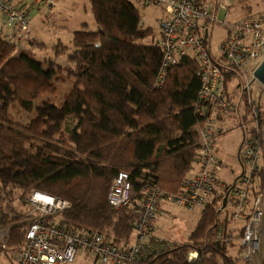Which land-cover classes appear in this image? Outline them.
Segmentation results:
<instances>
[{"label":"trees","instance_id":"1","mask_svg":"<svg viewBox=\"0 0 264 264\" xmlns=\"http://www.w3.org/2000/svg\"><path fill=\"white\" fill-rule=\"evenodd\" d=\"M89 5L95 30L81 23L70 46L61 41L53 46L54 56H64L72 65L66 75L52 59L36 57L35 49L46 48L43 43L28 41L17 51L0 41V225L9 227L2 255L8 264H14L28 227L16 205L24 207L31 191L67 202L51 219L58 226L97 233L104 245L126 249L135 241L144 188L159 192L160 214L161 203L177 193L200 158L203 118L194 107L201 89L197 61L182 57L158 85L162 52L154 30L140 23L135 4L89 0ZM222 71L231 116L239 126L250 123L248 128L255 130L258 119L262 127L264 104L253 101L251 89L241 88L234 69L223 66ZM69 77L73 83L61 106L35 104ZM236 80L233 88L242 89L238 106L229 88ZM14 111L27 119L18 120ZM222 117L216 113L217 122ZM119 173L129 176L131 198L126 206L113 209L107 194ZM262 184L264 169L257 180L258 187ZM227 190L200 211L184 243L165 240L150 222L138 252L124 264H247L235 243L241 233L231 231L230 211L222 208ZM193 252L196 260L189 262Z\"/></svg>","mask_w":264,"mask_h":264},{"label":"built area","instance_id":"2","mask_svg":"<svg viewBox=\"0 0 264 264\" xmlns=\"http://www.w3.org/2000/svg\"><path fill=\"white\" fill-rule=\"evenodd\" d=\"M134 0L144 8L159 12L155 17L158 28L157 45L162 52L161 73L158 85L164 81L166 70L184 57L198 63L197 75L201 89L195 103V113L203 118L198 131L200 158L196 170L182 182L176 194L167 201L188 210H203L213 198L225 189L226 205L231 215V231L240 232L239 257L247 264H255L264 245V184L258 187L259 174L264 169L262 127L255 130L240 126L241 144L237 161L241 173L232 182L221 179V162L215 155L216 138L222 130L216 113L224 116L231 110L226 98L223 66L236 71L244 88L254 83L253 72L264 58V0ZM245 12L243 16L228 21L229 9ZM55 0H0V41L22 51L28 43V30L32 10L49 13ZM238 9V10H240ZM224 12L223 18L218 13ZM224 25L226 34L219 44V56L211 50V27ZM140 23H145L142 17ZM255 192V193H254ZM140 203V216L135 225V241L128 248L106 246L97 233L72 232L58 226L55 219L66 208L61 198L33 190L26 199L28 213L21 222L28 224L24 244L13 256L14 264H72L78 253L95 258L101 264H124L138 252L139 244L146 238L150 222L157 217L156 203L160 198L155 187L144 188ZM131 185L129 176L119 173L112 182L107 203L113 209L129 204ZM9 227H0V259L6 248ZM238 232V233H239ZM195 252L188 261L196 260ZM262 262V261H261Z\"/></svg>","mask_w":264,"mask_h":264},{"label":"rangeland","instance_id":"3","mask_svg":"<svg viewBox=\"0 0 264 264\" xmlns=\"http://www.w3.org/2000/svg\"><path fill=\"white\" fill-rule=\"evenodd\" d=\"M27 3L29 0H25ZM142 17L145 18V26L154 30L156 39H158V28L155 23V17L159 16V12L153 8H144L140 4H136L134 0H131ZM258 1V0H257ZM240 9V5L236 8L229 9L228 21L237 20L238 17L243 16L245 12ZM31 23L29 25V32L35 35V39L46 45V49L43 51H35V55L38 59H52L57 65L63 67L67 74V70L72 68V65L68 63L64 56H54L53 46L60 40L63 44L70 46V38L72 33L80 28L81 23H87L89 30H95V24L90 13L89 0H55V7L53 11L37 12L32 10ZM224 12L218 13V18H223ZM225 26L216 22L211 27V50L214 55L219 56V44L224 39L226 34ZM150 40H147L149 42ZM28 45V43H27ZM27 47V46H26ZM35 49V48H34ZM73 78H67L60 85H57V89L52 94L41 95L35 102L36 105L46 102L59 107L64 102V97L71 88ZM237 80L229 86L232 93V101L235 105L239 104V96L241 90L244 88V83L240 79L241 90L233 88L237 85ZM233 88V89H232ZM251 89L252 99L254 102L260 101L264 104V87L257 82L252 83L244 90L247 92ZM236 108V107H235ZM241 108V107H240ZM241 113V111H240ZM14 117L20 121H25L27 118L23 116L21 112L14 111ZM234 115V113H232ZM232 114H226V122L222 125V132L216 138L215 155L218 160L221 161L223 168L221 169V179L230 183L241 173V168L237 161V153L239 145L241 144L242 130L239 126L237 119ZM33 116V114H30ZM226 117V116H224ZM250 123H247L245 128L250 127ZM112 184V183H111ZM111 186V185H110ZM110 188V187H109ZM16 205V203H15ZM18 210L23 213H28L27 207H19ZM160 214L157 215L154 222H156L157 234L165 240L171 242L176 241L178 243H184L196 227L198 219L200 217L201 210H188L183 207H179L170 201H163L161 203ZM159 217V218H158ZM158 218V219H157ZM158 220V221H157ZM153 222V225L155 224ZM0 227L6 228L7 225H0ZM241 236V235H240ZM264 237V234H263ZM240 239V238H239ZM238 240L235 243L238 244ZM236 244V245H237ZM235 249L230 251L233 255ZM234 256V255H233ZM92 258L83 256L82 253H78L75 261L72 264H97L93 262ZM255 264H264V245L261 248ZM262 261V262H261ZM0 264H8L2 257Z\"/></svg>","mask_w":264,"mask_h":264},{"label":"water","instance_id":"4","mask_svg":"<svg viewBox=\"0 0 264 264\" xmlns=\"http://www.w3.org/2000/svg\"><path fill=\"white\" fill-rule=\"evenodd\" d=\"M253 78H254L255 82H257L262 87H264V58L261 60L260 64L257 66L255 71L253 72ZM257 126L261 127L259 122H258V119H257ZM261 134H262V142H263V146H264V126L262 127ZM226 198H227V194L223 198L222 208H224L226 205Z\"/></svg>","mask_w":264,"mask_h":264},{"label":"crops","instance_id":"5","mask_svg":"<svg viewBox=\"0 0 264 264\" xmlns=\"http://www.w3.org/2000/svg\"><path fill=\"white\" fill-rule=\"evenodd\" d=\"M252 1H254V0H252ZM251 1V2H252ZM81 25V24H80ZM145 25V24H144ZM36 37H35V35L34 34H32V33H30L29 32V30H28V41H35L36 43H42V42H39V41H37L36 39H35ZM72 38V37H71ZM71 38H70V40H71ZM158 40V39H157ZM58 41H60V40H58ZM44 44V43H43ZM45 45V44H44ZM45 47H46V45H45ZM46 49V48H45ZM44 49V50H45ZM43 51V49H35V51H37V52H39V51ZM227 117H229V116H226V117H222L218 122H217V124L219 125V127L222 129V125L226 122V118ZM239 147H240V145H239ZM239 150V149H238ZM238 154V153H237ZM220 161V160H219ZM221 162V161H220ZM222 164V163H221ZM159 218V217H158ZM157 218V219H158ZM158 221V220H157ZM155 224L153 225V227H154V232H155V226H156V222H154Z\"/></svg>","mask_w":264,"mask_h":264},{"label":"flooded vegetation","instance_id":"6","mask_svg":"<svg viewBox=\"0 0 264 264\" xmlns=\"http://www.w3.org/2000/svg\"><path fill=\"white\" fill-rule=\"evenodd\" d=\"M221 210H222V208H221Z\"/></svg>","mask_w":264,"mask_h":264}]
</instances>
